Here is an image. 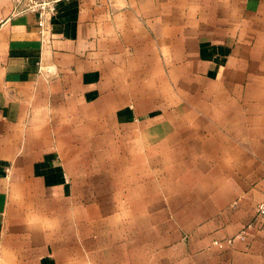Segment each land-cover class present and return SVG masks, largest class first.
<instances>
[{
	"label": "crops",
	"instance_id": "0c3cea01",
	"mask_svg": "<svg viewBox=\"0 0 264 264\" xmlns=\"http://www.w3.org/2000/svg\"><path fill=\"white\" fill-rule=\"evenodd\" d=\"M48 29L0 0V264H87L102 219L116 236L113 215L67 212L92 189L87 158L115 161V180L124 158L134 175L118 128L135 124L147 169L189 159L191 180L170 242L150 209L166 201L142 200L162 221L137 235L141 264H264V0H61ZM107 131L110 150L87 154ZM251 223L245 240L214 244Z\"/></svg>",
	"mask_w": 264,
	"mask_h": 264
},
{
	"label": "rangeland",
	"instance_id": "374dc122",
	"mask_svg": "<svg viewBox=\"0 0 264 264\" xmlns=\"http://www.w3.org/2000/svg\"><path fill=\"white\" fill-rule=\"evenodd\" d=\"M142 131L143 128L139 124L118 128V135L120 139L124 138V140H126V138H128V140H132L128 145V149L134 156L133 164L130 163V167H133L134 170L133 176L131 174L127 176L125 174L126 160L124 158H119L117 160L119 170L117 180H115V176L109 175L110 164L112 163L111 167L113 168V162L115 163V161L111 162V160L108 158L86 159L85 186H88L89 183H91L89 186H91L92 189H87V191L84 192L77 191L74 197L75 202H77V199L81 200L83 195H85V205L84 207L75 205L71 207L67 213L74 215L85 213L87 216H93L94 214L102 216L113 215L118 220V231L116 236H113L109 229V219L107 218L106 221L105 219H102V228L99 232L100 235H98V238H96L94 241L91 240L90 244L88 245L90 251H87L86 255L87 264H97V262L98 264H110L112 259V264H115L116 262H118V264H126V241H134V243L129 245L128 249L134 247V263L141 264L143 254L140 244L142 240L138 238L137 235H142V231H148L150 227L151 230L153 227L155 230V227L158 226V221H162L161 218L158 219V215L154 213V211L156 210L157 212V210L160 209L164 210L163 219H165V224L162 227L167 231V233H169V235H166V242L172 241L171 237L173 236V232L177 230V225H180L179 221L177 220L178 218L176 219V216H179L180 213L183 217L189 214V210L191 208L186 205H188L191 194V180L189 175L190 160H180L181 163L180 161L169 160L167 161L166 166L160 170L147 169V166L144 165L147 160L142 154V151H145L144 148L146 147V144H144L143 140L141 139V135L144 133ZM109 136V131L105 133L102 132L101 136H97L95 143L92 141H87V154H92L95 149L109 151ZM89 138L90 137H87V140ZM118 147L120 149V143ZM122 147L123 149H126V144L123 143V145H121V148ZM76 161L77 159H75V162ZM193 162H195V160H193ZM74 170L77 172L76 166ZM153 171L154 174H152ZM157 171L160 174H158ZM131 179L133 184L130 183ZM116 181L118 184L117 186L123 187L121 190L114 189L116 188ZM126 183L129 187L128 190L126 189ZM78 185L81 186L82 184ZM196 193L197 192H194V194ZM143 199H164L167 203V206L166 208H150L154 210L151 212L149 211V208L141 206ZM113 201H115V203H107ZM129 201H133L134 205L127 206ZM182 201L186 202L183 207L175 206V203ZM67 213L64 212V214ZM126 222H133L134 224V240H127L126 238ZM128 225L130 226V224ZM129 230H131V228L127 229V231ZM115 238H117L118 244L113 246V252L111 249V243H115ZM61 250H63L62 247H59V251ZM96 251H100L102 254L93 255ZM110 253H113L114 256L116 255V257H111ZM155 253L158 252L150 251L145 252L144 254H148L149 261H151V259H155L158 257V254H160ZM146 261L147 257L144 262Z\"/></svg>",
	"mask_w": 264,
	"mask_h": 264
},
{
	"label": "built area",
	"instance_id": "2783aa9c",
	"mask_svg": "<svg viewBox=\"0 0 264 264\" xmlns=\"http://www.w3.org/2000/svg\"><path fill=\"white\" fill-rule=\"evenodd\" d=\"M15 2V10L17 14H35L37 24L41 28L43 38L48 35V26L51 25L53 17L58 11V4L61 0H13ZM256 219L264 224V198L259 202L256 209ZM253 224H249L243 228L238 234L224 240H215L214 244L223 248L228 245H233L236 240H245L248 234V229Z\"/></svg>",
	"mask_w": 264,
	"mask_h": 264
}]
</instances>
